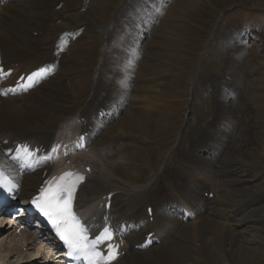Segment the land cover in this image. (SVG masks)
Here are the masks:
<instances>
[{
    "label": "rangeland",
    "instance_id": "1",
    "mask_svg": "<svg viewBox=\"0 0 264 264\" xmlns=\"http://www.w3.org/2000/svg\"><path fill=\"white\" fill-rule=\"evenodd\" d=\"M183 1L185 0H66L60 8L61 21L58 20L55 32H59L61 23L68 21L76 34L79 31L77 38H72V42L66 44L64 59H58L62 67L43 86V96L36 92L32 97L22 99L20 117L6 118L8 122H15L9 124L11 128L8 130L23 133L25 128L29 127L30 121L38 122L41 115L43 117L48 112H55V117L63 113L69 121L81 112L85 105L99 103L106 85L116 82V78L131 79L133 91L128 101L134 105L146 106L144 111L150 114L146 121L149 131L146 134L134 133L132 137L124 136V140H121L127 143L133 158L131 162L121 159L120 164L116 166V175L109 173L112 178L109 188L118 185L135 190L139 187H149L158 174L164 171L175 150L197 165L195 156L205 157L207 153L203 150L201 153L194 152L195 150L191 149L194 141L207 136L210 130L223 132L229 129V132H226L230 135L224 137L228 146L225 154L231 152L237 160L232 163L233 167L238 168L245 179L249 180L247 183H234L230 188L227 187L232 193L231 203L236 207L242 204L250 211L257 207L254 216L257 217L256 223L240 235V238L246 241L245 244L248 243L255 249V253L252 259H244L238 264H264V0H196L190 7L180 9L179 16L175 19H170L168 15L171 9L176 3ZM46 3L49 5L50 1ZM134 7H138L142 12L150 7L153 13L148 20L140 21L139 26L142 29L150 25V34L138 42L133 41L131 37L140 17L135 22L128 21ZM80 16L86 24L78 23L81 21ZM164 21L168 26L161 25ZM87 32L89 38H84ZM36 36L33 34V37ZM151 40L155 42L152 43ZM156 41L160 46H156ZM73 43H81V52L77 55H73ZM147 53L151 57L145 64L150 61L152 66L158 65V69L153 75L144 74L147 79H140L138 70L140 63L147 58ZM166 53L170 55L159 63L158 57ZM30 57L42 60L33 53H30ZM117 62L121 65L114 71ZM148 68L150 67L145 68V72L149 71ZM154 86L164 92L167 111H171L172 115L165 119L158 115L159 113H151L154 110L152 106L158 102L154 98L156 89H151L156 88ZM224 88L235 90L236 93L233 94L234 98L223 94L227 96L226 103L221 105L224 100L221 99L220 92ZM217 98L220 101H217ZM18 99L16 104L20 102ZM5 105L1 104L3 107L0 114L4 112L3 115L10 117L13 111ZM226 106L231 109L230 113L225 111ZM67 119L65 123L68 122ZM62 124L63 122L60 125ZM233 128L237 130L234 131ZM73 131L75 134L77 130ZM240 141L247 144V148L239 153L232 149V146ZM107 147L96 145L83 154L82 159L95 161V165L91 164L89 168L91 170L92 167L93 174L102 175L104 169L106 173L105 162L117 160L116 154L108 156L109 158L104 156L107 154ZM114 147L116 152L121 150L117 144ZM98 150L104 153V157L96 154ZM191 152H194V159L190 158ZM223 158L225 159L224 155ZM209 161L212 159L209 158ZM75 163L76 161L69 167L72 168ZM96 165L102 166L100 171ZM174 168L175 165H172V168L168 169L172 170L170 173H174ZM218 168L220 171L221 168ZM206 174H200V178L206 179ZM217 185H220L219 181ZM251 201L252 206L249 204ZM15 241L17 242L16 237ZM224 254L222 258L225 264H230L226 260V253ZM21 256L12 258L9 251H2L0 264H6L4 261L9 258L11 263L15 264L30 262L25 261V256L21 259ZM159 256V253L157 257L138 256L137 264H157V260L161 259ZM161 260L165 261L164 258ZM194 262L197 263L198 260L195 259ZM198 263L206 264L201 261ZM214 263L224 264L223 261Z\"/></svg>",
    "mask_w": 264,
    "mask_h": 264
},
{
    "label": "bare ground",
    "instance_id": "2",
    "mask_svg": "<svg viewBox=\"0 0 264 264\" xmlns=\"http://www.w3.org/2000/svg\"><path fill=\"white\" fill-rule=\"evenodd\" d=\"M46 1H50V4L48 5V2L46 3ZM195 2L196 0H185L176 3L171 9L168 17L170 19H175L179 16L178 12L180 9L190 7V5ZM65 3L66 0H9L0 6V42L3 63H6L8 68L13 64L18 63V65L14 66L15 71L12 76V81L22 72H29L33 69L39 68L43 61L44 63H52L51 60H54L59 56L64 59V53L60 50L64 38L69 36L68 39L70 43L72 42V38L76 39V36L79 33L78 31L76 34V32L71 29V25L68 21L61 23V29L58 33L55 32L58 20L61 21V19H59L61 18L59 14L60 8L64 6ZM149 8L145 12H142L138 7H134L132 16L130 19L128 18V21L135 22L140 17L138 24L136 23L137 27L134 31L132 30L133 35L131 38L135 42H138V40H141V38L144 37V39H146L150 34V30H148L150 27L149 24L143 29L139 26L140 21L148 20L153 16L152 8ZM81 16V21L78 23L86 24ZM62 19H64V17ZM161 25L165 27L168 26V23L164 21ZM88 29V31L91 32L90 28ZM146 30H148L147 35H145ZM33 34L37 36L33 37ZM139 34H142L143 37ZM85 37L89 38L88 32L84 38ZM151 42L154 43L155 41L151 40ZM80 44L81 43H73L71 45L74 51L73 55H77V53L81 52ZM156 46H160L158 41H156ZM167 47L169 46L167 45ZM55 51H57L56 55H54ZM30 53H33L42 60L30 57ZM167 55H170V53L158 57L159 63L160 60L163 61ZM24 56H28V59L24 60ZM146 57L147 58L140 63L138 70L140 79H142V77L147 79V76L144 74L153 75L158 69V65L157 67H154L150 64V61L145 64L146 60H149L151 56L147 53ZM62 62L64 61L62 60ZM24 63L25 67H30L31 64H35V66H32L30 70H26L24 69ZM118 64H115L116 66L114 65V71L118 70V67L121 65V63ZM147 65L150 68H148L149 71L145 72V68L148 67ZM56 73H58V70ZM51 78L52 76L30 90L27 94L6 97L4 100V103L12 109L13 114H11L12 118H10L11 115L10 117L6 114L3 115L4 112L3 114H0V163L9 170L14 168L4 155V150L12 147L15 140L28 139L38 145L50 146L53 142L56 130L59 128L60 124L62 122L64 124L67 119V116L64 117L63 113H60L58 117H55V112L52 114L48 112L43 117L41 115L38 122L34 121L32 123L31 121H28V124L30 125L25 128V132L22 133V136L15 134L11 129L8 130L11 128L9 124H14L15 122H8L6 118L14 119L15 117H20L21 112L19 108L21 107V103H23L22 99L32 97L36 92L42 95L43 86L48 83ZM138 78L139 77H137V79ZM116 79H118L116 82L109 83L106 85L104 92H101L104 95L99 103L92 102L91 104H84L85 106L81 112L73 117L74 119L85 117V121L81 122L79 129H81L83 133H90L88 138L89 146H108V150L106 151L107 158L114 154L117 155L116 161H106L105 164L103 163L107 172L105 173L104 169V174L102 175L101 173L93 174V172L86 175L84 174V170L77 171L78 173L80 172L85 179L77 194L76 204L78 208L81 210L87 208L88 213L86 215L91 216L89 218H97L101 221L105 213V203L103 206H100V204L103 201L104 196L112 193V205L108 213L113 216L116 224L121 225L125 222L127 225L132 224L133 226H142V228L140 227L137 231L133 228L130 233L125 235L127 243L124 249L126 253L113 264H137L138 256L157 257L158 253L160 254L159 257L161 259L164 258L165 261L163 260V262L161 259H158V257L156 258L159 260H157V264H160V262L165 264H199V261L206 264H215L214 262L221 263V261H223L225 264V260L222 258V255H225L224 253H226V260H228L230 264H238L244 259L249 260L250 257L252 259L255 249L251 245H248V243L245 244L246 241L242 240L240 235L247 232V228L256 223L255 218L257 217L254 218V216L257 207H254L250 211L242 204L236 207L231 203L232 193L227 187L234 183H247L249 180L245 179L238 168L233 167L232 163L237 162V160L231 152L225 154L228 146L224 137L230 135V133H228L229 129H225L223 132L210 130L207 136L194 141L191 145V149L195 150L194 152L201 153L203 150L207 153L205 157L195 156L198 163L197 165L189 158L180 155L178 150H175L167 161L166 168L163 169L164 171L158 174L156 179L151 182V185H148L149 187H139L132 190L116 184L117 186H114V188H109L112 185V178L109 177V173L116 175V166L120 164L119 162L121 159L131 162L133 158L130 148L126 146L127 143L124 141L122 142L121 140H124V136L132 137L134 133H148L149 127L146 121L148 120V117H150L149 112L144 111L146 106L134 105L132 102L128 101V97L133 91V84L130 83L131 79H121L120 77ZM151 89H156L157 94L154 98L158 101L152 106L154 110L151 113L155 112L156 115L159 113L158 115L164 119L165 117L172 115L170 114L171 111H167V104L163 96L164 92L158 90L157 87ZM221 91V99L224 100L221 105H225L227 96L234 98L235 95L233 94L236 93L235 90L233 91L226 88ZM223 94H226L227 96L225 97ZM17 98H20L18 99V101H20L18 104H16ZM168 101L171 102L170 100ZM217 101H220V99L217 98ZM42 108L43 107H41V109ZM225 109L227 113L231 112L229 107L226 106ZM103 110L107 111V113L103 118H99L97 115L99 114V111ZM222 110L224 113V109ZM95 111L97 114L93 116ZM0 112H2V109ZM42 114H44L43 111ZM233 129L235 130L236 128ZM226 130H228V132H226ZM202 135H204V133ZM116 144L121 149L118 152L114 150ZM246 148L247 144L243 143V141L232 146V149L239 153L246 151ZM98 151L99 152H96V154L103 156L104 153L102 154L100 150ZM194 152H191V159H194ZM223 155L225 156V159L223 158ZM221 157L223 159H221ZM209 158H211L212 161H209ZM83 161L81 168L87 167L89 169L91 164L95 165V161H88L86 159ZM71 163H74V161ZM172 165H175L174 173H170L172 170H168L172 168ZM95 167H98L97 170L100 171L102 166L96 165ZM217 167L221 168V170L218 171ZM46 169L49 170L48 167L45 166L41 170L33 173L24 174L22 176L16 174L21 182L19 198H29L34 194ZM202 173H207L206 179L200 178V174ZM218 181L220 182V185H217ZM202 191L203 194L201 193ZM206 192H213L214 198H206L204 196ZM252 203L253 202L251 201L249 204L252 206ZM149 206H152V215L147 212ZM182 209L189 211L190 214L192 212L195 217L184 223L182 219L176 218V215H179L178 213H180L181 217L185 215V212L181 211ZM244 213L246 214L244 215ZM151 217H153L152 222ZM9 230L10 229H7L6 227L0 226V252L7 250L10 252L12 258L22 255L23 257L25 256L24 258L26 259V262L30 261L29 263H23L24 261L20 262L22 264L38 263L36 261V256L26 252V250L30 249L27 248L24 251L23 248L25 246L23 244H18L15 241V237L9 233ZM151 232H153L154 236L159 239L161 243L159 245L160 247L153 245L147 249H136V245H141L145 240V236ZM9 259L5 261L3 260L4 263L15 264L11 263ZM195 259L198 260L197 263L194 262ZM16 264H18V262H16Z\"/></svg>",
    "mask_w": 264,
    "mask_h": 264
},
{
    "label": "snow or ice",
    "instance_id": "3",
    "mask_svg": "<svg viewBox=\"0 0 264 264\" xmlns=\"http://www.w3.org/2000/svg\"><path fill=\"white\" fill-rule=\"evenodd\" d=\"M44 73L45 69H40L29 76L28 80L34 82L36 77L42 76ZM32 86V83H28L24 90L26 91L27 88ZM21 151L26 156L33 155L27 146H22ZM72 175V173H65L55 187L50 186L42 190L41 195L35 198L32 203L49 219L57 235L68 247L70 256L76 259H83L88 264H100L102 260H114L118 254V245L109 244V255L107 257L97 248L98 245L105 241L113 239L111 229L105 228L100 235L90 240L87 235L88 230L72 212V200L76 182L83 180L82 176H76L74 182L66 183L65 178ZM9 185L16 187L5 177L4 172L0 170V187H7Z\"/></svg>",
    "mask_w": 264,
    "mask_h": 264
}]
</instances>
